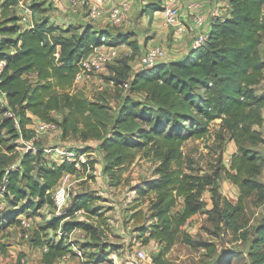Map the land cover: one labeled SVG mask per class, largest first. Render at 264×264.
<instances>
[{
  "label": "trees",
  "instance_id": "1",
  "mask_svg": "<svg viewBox=\"0 0 264 264\" xmlns=\"http://www.w3.org/2000/svg\"><path fill=\"white\" fill-rule=\"evenodd\" d=\"M229 2L231 15L214 19L205 41L183 59L162 61L134 72L130 64L132 57L113 66L115 75L110 79L119 86L123 82L129 84L121 87L124 94L119 96L121 101L115 112L105 93L90 97L84 89L76 87L75 79L82 61L95 46L114 45L122 42L121 38L114 39L109 29L95 28L90 23H50L49 16L35 19L34 15V24L26 26L17 12L18 0H1L0 62L4 64L0 89L6 93V103H0V187L3 188L0 215L9 202L16 207L26 201L36 210L45 205L55 206L54 191L62 176L79 170L76 161H47L46 149L41 146L26 150L14 168L11 164L15 156L2 150L1 144H6L3 129L15 138L39 144L37 132L29 126L33 118L54 122V112L60 111L63 116L59 125L64 137L84 143L97 142L96 147L82 145L78 150L88 152L95 148L102 157L103 172L109 175L112 184L121 182L118 171L134 163L138 155L156 164L155 177L136 188L140 195L149 196L150 217L154 218L148 228H142V236L145 241L157 238L165 246L154 256L155 263L166 264V250L176 242L181 226L201 210L204 201L200 197L208 186L212 187L214 210L221 221L235 231L242 228L239 218L245 210V200L255 196L257 201L264 202V182L258 178L264 158L251 147L264 143L263 132L256 128L264 122V94L257 91L264 79V59L260 52L264 39V0ZM35 3L34 13L45 5V1ZM155 6L154 9L160 8ZM129 43L134 56L142 47L138 40ZM7 108L18 116L19 127L12 117L4 114ZM217 118H221V137L229 136L238 146L230 164L236 170L230 176L238 182L241 191L237 203L224 199L220 204L216 182L222 166L213 173H193L189 171L193 160L183 150L187 140L207 136ZM6 148L14 149L8 144ZM97 162L87 160L82 165L95 168ZM181 196L185 197V207L174 213ZM94 201L95 197L88 193L78 194L68 211L85 209L100 215L93 208ZM66 212L55 215L31 236L33 246L45 248L42 260L47 264L65 255H76L69 241V234L75 228H82L94 239L101 232L99 225L86 220L64 221L72 214ZM60 227L61 234L49 235L48 229L57 231ZM240 235L249 238L247 230ZM185 240L200 244L188 233ZM6 249V243L0 241V251ZM249 254L252 264H264V214L255 228ZM106 259L107 255L98 258Z\"/></svg>",
  "mask_w": 264,
  "mask_h": 264
},
{
  "label": "rangeland",
  "instance_id": "2",
  "mask_svg": "<svg viewBox=\"0 0 264 264\" xmlns=\"http://www.w3.org/2000/svg\"><path fill=\"white\" fill-rule=\"evenodd\" d=\"M27 1L33 9L35 2L39 0ZM44 1L45 5L34 13L35 19L49 16L52 22L62 23L64 20L59 15V9L50 3L51 0ZM130 1L133 3L132 8L126 13L123 24L120 26L107 24L104 27L110 30L111 37L122 39V42L114 44L118 47V56L106 62L102 70L91 72L81 81H75L76 87L84 89L90 97H97L101 93H105L115 112L119 109L121 101L119 96L124 94L121 89L124 82L122 86H119L110 79V77L115 75L113 66L119 65L125 58L132 57L130 60L132 71L139 70L142 52L147 46L158 45L151 39V36L147 37L149 41L146 48L141 49L136 55L132 56L133 48L129 42L138 40L139 37L137 36L138 34L133 35L132 32L129 33L128 31H134V28H137L145 32L147 29L146 26H141L140 21H138V15L135 14V20H133V12L137 8V0ZM144 1L147 3H144ZM148 1L150 2L151 0H142L141 5L138 7H142L144 13L150 14L146 8H149L151 4L158 5L159 2L158 4H149ZM21 11L20 8L17 9L18 13ZM81 12L84 14L85 10H80L74 14L77 15ZM51 21L50 23H52ZM176 32L179 33L177 30ZM126 37L128 39L125 40ZM114 45L106 44L105 48L109 50V47ZM260 51L262 57H264V39ZM30 78L33 79L34 76H30ZM257 91L264 94V79L257 86ZM136 97H139V94H136ZM54 116L57 129L41 133L37 132L36 140L39 144L33 143L32 140L15 138L6 129L2 130L6 143L1 144L2 150L10 156H15L11 164L12 167H18L21 155L26 150L41 146L46 149L44 155L47 161L62 162L65 159L69 160L68 156L64 154L65 152L72 150L77 153V157H72L77 159L76 163L78 162L79 170L75 173H65V178H63V175L62 182H59L55 188L56 191L59 185L68 187V198L59 214L57 213V205H45L43 208L36 210L29 207L26 201L19 202L16 207L11 202L5 203L6 206L0 215V241L6 243L7 249L0 251V264H19V262L21 264H47L42 260L45 248L33 246L31 236L35 230L45 226L55 215H62L66 211V213H71L72 210L68 211V209L73 206V203H75L74 199L81 193H88L95 197L93 208L97 209L100 215L81 209L82 211H73L64 221L74 218L86 220L99 225L101 232L94 239L85 230H73L69 234V241L73 246L77 245L82 248L84 256L71 255L68 257L69 255H67L66 261L57 260L53 264H85L86 262L95 264H129L128 262L131 260L134 264H157L154 261V256L165 246L157 238H151L149 241L144 240L145 236H142V228H148L154 218L150 217L149 196L140 195L136 189L138 186L143 185L145 180L154 177L156 164L138 155L134 163L121 169V172L118 171L121 174V182L116 185L112 184L113 182L109 175H105L103 170L102 172L100 170V154L94 151L95 148H90L87 150L88 152H79L78 150V148L82 149V145H91L92 147L94 145L90 141L84 143L74 137H64L62 128L59 125L63 113L57 111L54 112ZM220 124L221 118L215 119L211 123L210 132L207 136L187 140L183 150L193 160L189 168V171L193 173H213L217 167L220 168L222 166L221 176L216 182L220 204L223 203L224 199L237 203L241 191L238 182L230 176V173H236V170L230 164L233 154L238 150V146L235 140L229 136L221 137L222 133H219ZM256 128L264 134V122L261 125H256ZM7 144L8 146H13V151L6 148ZM251 147L264 158V143L252 145ZM81 153H86L85 157L89 161L97 160L99 162L97 163L98 165L95 164V168L87 164L82 165V162L85 161H82L79 157ZM258 178L264 182V165ZM211 188V186H208L200 197L204 201L201 210L188 218L187 222L181 226L176 242L166 250L164 255L167 261L166 264H252L249 253L253 246L255 228L260 224L264 214V202L257 201L255 196L248 197L245 200V210L239 218V224L242 228L235 231L232 226L229 227L225 221H221L218 211L214 210V196ZM0 190L3 191V188L0 187ZM184 201L185 197L181 196L177 207L173 210L174 213L184 209ZM103 220H106V222ZM24 221H28L29 226ZM246 230L249 232V238L243 239L240 233ZM62 231L61 227L57 231L48 229L50 236L59 235ZM185 233H188L200 244L188 243L185 240ZM138 249H144L148 257H152V259H143L137 256ZM103 255H107V259L99 261L98 258Z\"/></svg>",
  "mask_w": 264,
  "mask_h": 264
},
{
  "label": "built area",
  "instance_id": "3",
  "mask_svg": "<svg viewBox=\"0 0 264 264\" xmlns=\"http://www.w3.org/2000/svg\"><path fill=\"white\" fill-rule=\"evenodd\" d=\"M61 0H52V3L54 6H58ZM105 0H100V2L97 1H90V0H71V5L69 8H67V12L76 13L80 10H85V13L87 10L89 11V16L92 19H100L103 16V3ZM205 1L208 0H188L186 2L187 7L192 13V17L194 20V28L200 33L196 35V42L195 45L198 46L202 44L206 36V28L208 25H210V21L212 22L217 17H221V13L218 7H214L212 11L207 12L205 10L204 5ZM18 6L22 8V19L24 23H27V26H32L34 24V12L32 7L29 6L24 0H18ZM185 0H171L170 2L166 3L164 6V14L166 22L169 25L175 26L176 30L181 33L183 31H186L187 25L181 22L180 18V11L179 7L181 4H183ZM132 1L130 0H122L117 2L109 11L108 16L110 19V23L112 25L120 26L123 24L125 20V15L128 11L132 8ZM210 27V26H209ZM106 44L98 45L94 47L93 52H91L83 61L81 64V70L76 75L75 81H81L85 77L88 76L91 72H97L102 70L106 62L113 60L118 56V47L117 46H110L109 50L105 48ZM56 55H59L57 52ZM170 58V52L169 50L164 47L163 45H152L147 46V48L142 52L141 60H140V69L144 68H152L156 66L158 63L162 61H167ZM4 64V61L0 62V72L1 68ZM124 85L127 87L129 84L128 82H124ZM6 93L3 92L0 89V103L5 104ZM7 117H12L15 122L16 126L19 127V118L15 114L14 111H12L10 108H7L5 113ZM33 122L30 123L29 126H31L36 132H47L57 129V125L55 122L50 121H44L40 118H33ZM64 154L68 156V159L70 161H76L77 159L73 158L72 156H78L77 153L71 151H67ZM86 153H81L79 157L82 161H87V158L85 157ZM74 159V160H73ZM78 165V162H77ZM68 198V187L66 186H60L56 189L54 194L55 199V205L58 206L57 213L59 214L63 208V206L66 204ZM78 211H82L81 209ZM24 223L29 226L28 221H24ZM74 230L82 231V228H75ZM74 251L76 252V255L79 257H83L84 253L82 248L78 247L77 245L73 246ZM137 256L140 258H149L152 259V257H148L144 249H138ZM67 257V255L63 256ZM129 264H134L131 261L128 262ZM85 264H95L92 262H86Z\"/></svg>",
  "mask_w": 264,
  "mask_h": 264
},
{
  "label": "crops",
  "instance_id": "4",
  "mask_svg": "<svg viewBox=\"0 0 264 264\" xmlns=\"http://www.w3.org/2000/svg\"><path fill=\"white\" fill-rule=\"evenodd\" d=\"M39 1H44V0H39ZM90 1H97L100 2V0H90ZM119 1L122 0H105L103 3V16L100 19H92L89 16V11L83 14V12L79 14H74L71 12H67V8L70 7L71 5V0H61L58 6H56L57 9L60 11V16L63 17V22L62 23H56V22H51L55 24H70V23H77V24H92L95 28H104L106 27L107 24L110 23V19L108 16V11ZM134 1V0H133ZM136 1V0H135ZM171 0H151L150 3H157L159 2L158 6H160L159 9H154L153 7H156L155 4L149 5V8H146L149 13H144L142 7H138L141 5L142 0H137V8L133 12V20H135V14L138 15V21H140L141 26H146L147 31L145 32L141 29L134 28V31H128L129 33L138 34L137 36L138 41L141 45V49H145L146 45L148 44V39L147 37L151 36V39L154 40L157 44H162L163 46L167 47L170 52V58L169 60H179L183 59L185 56L192 54L196 50V35L200 33L198 29L194 28V20L192 17V13L187 7L186 2L188 0H185L183 4L180 5L179 11H180V18L181 22L187 25L186 31L182 32L181 34L177 33L175 30V26L169 25L166 22L165 19V14L163 11V7L165 6L166 3L170 2ZM26 2V0H24ZM49 2V1H48ZM164 2V3H163ZM28 4V1L26 2ZM52 3V0L50 1ZM144 3H147L144 1ZM204 8L207 10V12H210L213 10L214 7H218L221 13V17L224 18L226 16L231 15L232 11V6L229 2V0H208L204 2ZM53 4V3H52ZM51 6V4H49ZM54 6V4H53ZM54 6V7H55ZM52 7V6H51ZM22 8L20 6H17V9ZM154 9V10H153ZM133 10V9H132ZM139 11V12H138ZM1 14V13H0ZM20 16L22 15V11L19 12ZM67 17V15H69ZM22 23H24L23 19L21 20ZM27 26V23H24ZM210 26V27H209ZM212 27V22L210 21V25L206 28V36L209 35V32ZM123 30V29H122ZM132 30V29H130ZM119 35V33H117ZM263 43V42H262ZM262 45V44H261ZM261 49V46H260ZM130 50V49H128ZM261 52V51H260ZM262 55V54H261ZM264 59V57H263ZM33 76V75H32ZM262 93V92H261ZM94 146L96 147L97 142L96 141H90ZM98 154H100L97 150H94ZM94 152V153H95ZM99 163V162H97ZM96 163V165H98ZM100 163H101V172L103 170V163H102V157L100 155ZM155 177V175H154ZM65 178V175L64 177ZM63 178L61 179L60 182H62ZM70 257V256H68ZM68 257H62L58 259L61 262H64L67 260Z\"/></svg>",
  "mask_w": 264,
  "mask_h": 264
}]
</instances>
